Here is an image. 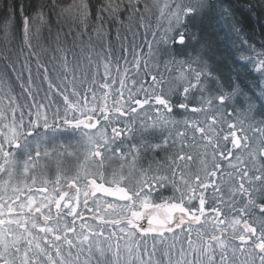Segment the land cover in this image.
<instances>
[{
    "label": "snow or ice",
    "instance_id": "6c2138e0",
    "mask_svg": "<svg viewBox=\"0 0 264 264\" xmlns=\"http://www.w3.org/2000/svg\"><path fill=\"white\" fill-rule=\"evenodd\" d=\"M0 264H264V0H0Z\"/></svg>",
    "mask_w": 264,
    "mask_h": 264
},
{
    "label": "trees",
    "instance_id": "16d2710c",
    "mask_svg": "<svg viewBox=\"0 0 264 264\" xmlns=\"http://www.w3.org/2000/svg\"><path fill=\"white\" fill-rule=\"evenodd\" d=\"M70 23H71L70 21L67 22V23H65L64 21H61L60 24H57L55 18L53 17V19H52V26H53V28H52V36H53V38L55 37V33H56L58 28L62 27L63 31L67 32L69 30V24ZM220 23L223 24V21H220ZM254 23H255V21H253V24ZM42 37L43 38L39 41V43L42 44V45H47L49 43V41H48V30H47L46 27L42 30ZM87 39H88V37L85 36L84 40L87 41ZM93 42L96 43L95 38L93 39ZM36 43L37 42L34 41V44H36ZM112 45H113L114 49H118L119 48V41H117L115 39V29H113ZM69 46H71V38H69ZM77 50H79V49H77ZM97 51H99V48H97Z\"/></svg>",
    "mask_w": 264,
    "mask_h": 264
},
{
    "label": "rangeland",
    "instance_id": "374dc122",
    "mask_svg": "<svg viewBox=\"0 0 264 264\" xmlns=\"http://www.w3.org/2000/svg\"><path fill=\"white\" fill-rule=\"evenodd\" d=\"M53 171H54V169H53Z\"/></svg>",
    "mask_w": 264,
    "mask_h": 264
}]
</instances>
